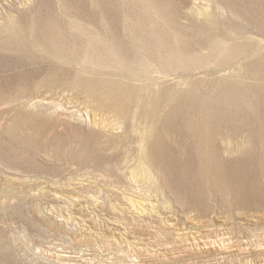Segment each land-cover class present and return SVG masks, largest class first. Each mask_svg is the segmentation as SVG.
<instances>
[{
    "label": "rangeland",
    "instance_id": "374dc122",
    "mask_svg": "<svg viewBox=\"0 0 264 264\" xmlns=\"http://www.w3.org/2000/svg\"><path fill=\"white\" fill-rule=\"evenodd\" d=\"M0 264H264V0H0Z\"/></svg>",
    "mask_w": 264,
    "mask_h": 264
},
{
    "label": "bare ground",
    "instance_id": "6f19581e",
    "mask_svg": "<svg viewBox=\"0 0 264 264\" xmlns=\"http://www.w3.org/2000/svg\"><path fill=\"white\" fill-rule=\"evenodd\" d=\"M86 89V88H85ZM90 92H92V90L90 91ZM124 118V117H123ZM148 157H149V155H148Z\"/></svg>",
    "mask_w": 264,
    "mask_h": 264
}]
</instances>
